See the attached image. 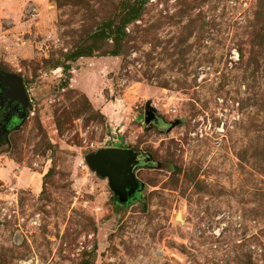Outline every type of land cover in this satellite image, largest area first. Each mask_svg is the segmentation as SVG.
<instances>
[{
    "label": "rangeland",
    "instance_id": "rangeland-1",
    "mask_svg": "<svg viewBox=\"0 0 264 264\" xmlns=\"http://www.w3.org/2000/svg\"><path fill=\"white\" fill-rule=\"evenodd\" d=\"M138 1L0 0L30 101L0 147V264H264V0ZM119 143L149 158L131 197L85 159Z\"/></svg>",
    "mask_w": 264,
    "mask_h": 264
},
{
    "label": "water",
    "instance_id": "water-1",
    "mask_svg": "<svg viewBox=\"0 0 264 264\" xmlns=\"http://www.w3.org/2000/svg\"><path fill=\"white\" fill-rule=\"evenodd\" d=\"M0 85L7 86L12 93L11 100H19L24 105H30L23 79L12 73L0 70ZM156 112L147 101L144 106V124L148 127L156 121ZM26 119V114L20 117L14 128H18ZM141 153L133 148L105 147L86 156L88 166L99 176L107 177L110 188L120 197H131L140 187L134 170L139 164ZM149 158H145L147 163Z\"/></svg>",
    "mask_w": 264,
    "mask_h": 264
},
{
    "label": "flooded vegetation",
    "instance_id": "flooded-vegetation-1",
    "mask_svg": "<svg viewBox=\"0 0 264 264\" xmlns=\"http://www.w3.org/2000/svg\"><path fill=\"white\" fill-rule=\"evenodd\" d=\"M12 93L15 92L7 86L0 85V147L8 144L9 134L21 126L14 128L19 122L20 117L24 114H26V118L28 116L30 105L25 108L23 107L24 104L19 100H11ZM143 158L141 154L138 166L144 163Z\"/></svg>",
    "mask_w": 264,
    "mask_h": 264
},
{
    "label": "trees",
    "instance_id": "trees-1",
    "mask_svg": "<svg viewBox=\"0 0 264 264\" xmlns=\"http://www.w3.org/2000/svg\"><path fill=\"white\" fill-rule=\"evenodd\" d=\"M142 0H139L138 2H140ZM140 6V4H139ZM139 8L140 7H136L135 3L133 4V6H129L127 8V10L129 11L126 15V17L123 19V21L115 24L112 23H106L104 25V35L106 37H112L113 42H114V47L113 49H111V51H105L104 54H108L111 56H117L120 54V45H119V39L123 38L124 34H125V24L128 22H132L134 20L137 19L138 17V12H139ZM83 56H91V53L87 52V51H76L73 54H70L68 56V60H76L79 57H83ZM68 67H64V70H66L65 72H69ZM118 147H123L120 143L118 144Z\"/></svg>",
    "mask_w": 264,
    "mask_h": 264
}]
</instances>
